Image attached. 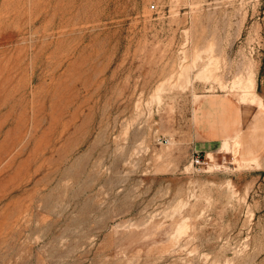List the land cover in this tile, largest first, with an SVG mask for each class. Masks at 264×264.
I'll list each match as a JSON object with an SVG mask.
<instances>
[{"label": "rangeland", "instance_id": "rangeland-1", "mask_svg": "<svg viewBox=\"0 0 264 264\" xmlns=\"http://www.w3.org/2000/svg\"><path fill=\"white\" fill-rule=\"evenodd\" d=\"M0 264H264V0H0Z\"/></svg>", "mask_w": 264, "mask_h": 264}, {"label": "crops", "instance_id": "crops-1", "mask_svg": "<svg viewBox=\"0 0 264 264\" xmlns=\"http://www.w3.org/2000/svg\"><path fill=\"white\" fill-rule=\"evenodd\" d=\"M231 108H232V110H234L235 121L237 120L236 121V128L238 126H239V128H242L243 127V121H244L242 111L240 110L241 114H240V118H239V110L236 111V108L234 105H232Z\"/></svg>", "mask_w": 264, "mask_h": 264}, {"label": "built area", "instance_id": "built-area-1", "mask_svg": "<svg viewBox=\"0 0 264 264\" xmlns=\"http://www.w3.org/2000/svg\"><path fill=\"white\" fill-rule=\"evenodd\" d=\"M194 164H196V165L201 164V160H200L199 157H196V158L194 159Z\"/></svg>", "mask_w": 264, "mask_h": 264}, {"label": "bare ground", "instance_id": "bare-ground-1", "mask_svg": "<svg viewBox=\"0 0 264 264\" xmlns=\"http://www.w3.org/2000/svg\"><path fill=\"white\" fill-rule=\"evenodd\" d=\"M225 147V146H224ZM225 150V149H224Z\"/></svg>", "mask_w": 264, "mask_h": 264}]
</instances>
